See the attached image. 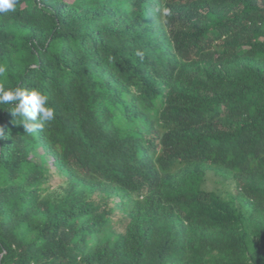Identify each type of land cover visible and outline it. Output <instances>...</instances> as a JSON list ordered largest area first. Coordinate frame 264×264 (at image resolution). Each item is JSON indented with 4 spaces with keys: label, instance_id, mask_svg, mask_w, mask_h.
Masks as SVG:
<instances>
[{
    "label": "trees",
    "instance_id": "1",
    "mask_svg": "<svg viewBox=\"0 0 264 264\" xmlns=\"http://www.w3.org/2000/svg\"><path fill=\"white\" fill-rule=\"evenodd\" d=\"M0 66V264H264V0H16Z\"/></svg>",
    "mask_w": 264,
    "mask_h": 264
},
{
    "label": "clouds",
    "instance_id": "2",
    "mask_svg": "<svg viewBox=\"0 0 264 264\" xmlns=\"http://www.w3.org/2000/svg\"><path fill=\"white\" fill-rule=\"evenodd\" d=\"M15 3L16 0H0V14L14 12ZM159 11L162 17L171 15V9L168 7H163ZM136 54L141 58L144 55L139 50ZM0 81H2L0 82V105L11 106V114L15 118H22L20 125H23L26 133L32 134L42 131L46 123L55 119L54 109L48 106V97L40 90L28 89L18 85L6 87L8 77L3 66H0ZM3 137L4 130L0 128V138Z\"/></svg>",
    "mask_w": 264,
    "mask_h": 264
},
{
    "label": "rangeland",
    "instance_id": "3",
    "mask_svg": "<svg viewBox=\"0 0 264 264\" xmlns=\"http://www.w3.org/2000/svg\"><path fill=\"white\" fill-rule=\"evenodd\" d=\"M54 175L52 185L45 192L44 196L52 200H58L64 195L67 185L59 178V175H57L56 172ZM204 187L208 189H216L224 194L236 192V185L232 180L224 179L214 174L212 171L207 174Z\"/></svg>",
    "mask_w": 264,
    "mask_h": 264
}]
</instances>
